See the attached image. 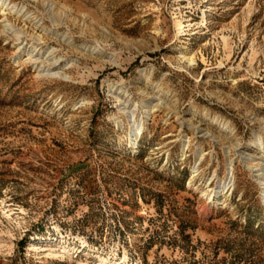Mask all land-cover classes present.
Returning <instances> with one entry per match:
<instances>
[{
	"label": "rangeland",
	"instance_id": "rangeland-1",
	"mask_svg": "<svg viewBox=\"0 0 264 264\" xmlns=\"http://www.w3.org/2000/svg\"><path fill=\"white\" fill-rule=\"evenodd\" d=\"M0 264H264V0H0Z\"/></svg>",
	"mask_w": 264,
	"mask_h": 264
},
{
	"label": "bare ground",
	"instance_id": "bare-ground-1",
	"mask_svg": "<svg viewBox=\"0 0 264 264\" xmlns=\"http://www.w3.org/2000/svg\"><path fill=\"white\" fill-rule=\"evenodd\" d=\"M189 62H191L192 60H188ZM262 177V176H261ZM262 179H263V177H262Z\"/></svg>",
	"mask_w": 264,
	"mask_h": 264
}]
</instances>
